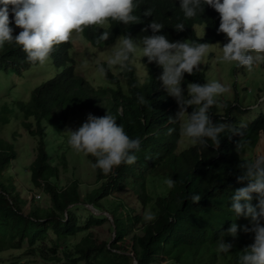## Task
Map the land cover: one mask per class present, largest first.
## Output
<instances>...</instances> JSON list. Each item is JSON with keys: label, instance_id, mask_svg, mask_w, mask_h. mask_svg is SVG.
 I'll list each match as a JSON object with an SVG mask.
<instances>
[{"label": "trees", "instance_id": "1", "mask_svg": "<svg viewBox=\"0 0 264 264\" xmlns=\"http://www.w3.org/2000/svg\"><path fill=\"white\" fill-rule=\"evenodd\" d=\"M149 7L153 16L146 17L143 13ZM134 14L138 23L112 21L85 28L80 34L87 49L111 46L120 36L134 39L145 29L151 36L148 25L154 20L164 25L158 34L169 41L207 43L214 45L211 51L227 42L225 34L217 33L219 14L208 6L185 19L179 0H142ZM178 22L185 24L183 31L175 29ZM11 26L13 36L22 30ZM105 31L108 38L100 40ZM74 39L56 46L44 65L29 62L14 42L0 48V264H24L18 256L14 262L1 260L11 251L24 252L41 264H237L254 234L225 235L232 223L251 227L250 219L231 211V196L247 186V181L237 179L241 166L264 151V107L249 120L244 105L252 104V99L240 101L243 92L235 81L234 101L223 96L221 105L216 100L208 111L213 127L225 126L219 142L203 137L205 143L193 144L186 138L190 146L181 150L185 137L181 102L164 89L162 68L146 57V78L140 79L132 62L128 70H121L122 82L104 63V87L94 91L78 73ZM184 77L185 83L210 82L202 64ZM260 87L254 91H263ZM185 108L190 116L196 106ZM108 113L130 138L141 140L139 151L130 153L137 159L105 175L94 167L97 158L86 155L97 187L82 194L78 179L68 183L61 178L75 151L68 143L70 133L89 115L99 118ZM22 130L34 141L32 152L19 150ZM21 153H33L35 158L15 173ZM167 178L174 187L166 185ZM36 191L48 197L49 206L36 198ZM196 195L199 201L193 199ZM147 212L155 216L153 221L144 219ZM106 225L113 234L111 241L101 240L95 231ZM221 238L232 245L229 253L217 251Z\"/></svg>", "mask_w": 264, "mask_h": 264}, {"label": "clouds", "instance_id": "2", "mask_svg": "<svg viewBox=\"0 0 264 264\" xmlns=\"http://www.w3.org/2000/svg\"><path fill=\"white\" fill-rule=\"evenodd\" d=\"M141 3L142 0H0V48L6 42H14L26 53L29 62L44 65L56 46L70 41L73 35L83 33L89 26L103 27L112 21L124 25L138 23L139 16L134 14V10ZM205 6L219 14L217 33L225 34L227 41L216 44L213 51L210 46L214 45L207 43L169 42L165 35L158 34L164 25L154 20L148 25L151 36H145L139 45L129 36L121 37L104 60L109 68L119 66L125 71L133 57L139 55L162 68V85L169 96L181 102L182 132L193 144L205 143L203 137L210 138L213 143L219 142L218 134L224 131L225 126L213 127L208 111L217 103L216 97L227 93L228 88L217 80L204 84L190 83L186 93L188 98L184 99L181 83L185 73L191 75L194 70L198 71L206 54L211 60H216L221 51L220 59L240 70L252 71L254 66L264 64V0H179L185 19L203 13ZM153 11L149 7L143 15L153 16ZM12 24L22 29L15 36ZM174 27L183 31L185 24L178 22ZM108 35L105 31L99 39L106 40ZM218 50V58L213 59ZM97 70L101 75L105 72L99 64ZM139 100L140 103L145 102L142 96ZM185 106H196V109L186 116ZM116 121V117L109 113L99 118L89 115L87 122L71 132L68 140L76 152L96 157L94 167L105 175L121 164H134L137 157L130 153L139 151L141 146V140L130 138ZM241 127L245 125L241 124ZM241 167L243 172L237 179L239 182L247 181V186L232 194L231 211L236 217L250 219L251 227L232 223L225 235L236 238L238 231L253 233V243L239 255L237 264H264V151ZM165 183L169 188L174 187L169 178ZM253 194H257L255 205L252 203ZM193 199L199 201L200 196ZM144 219L150 222L155 216L147 212ZM231 247L223 238L217 243V251L221 254L229 253Z\"/></svg>", "mask_w": 264, "mask_h": 264}, {"label": "rangeland", "instance_id": "3", "mask_svg": "<svg viewBox=\"0 0 264 264\" xmlns=\"http://www.w3.org/2000/svg\"><path fill=\"white\" fill-rule=\"evenodd\" d=\"M148 36L147 32L143 30L141 33H139L133 40L138 45L142 39ZM75 38L73 41V46L76 49V60L78 62V73L81 74V76L86 80V84L89 86L91 90L98 91V89L104 87L103 84V78H105L103 75H101L98 70V64L101 66L102 64L106 63L104 60L106 59L107 55L111 53V51L114 49L116 44L119 42L121 37L118 38L115 44L111 46H105L102 48L90 50L87 49L89 46L83 42V39L81 38V34H75L73 35ZM169 42H174L170 40ZM176 42V41H175ZM185 42V41H182ZM213 46H210V49H212ZM216 48V47H215ZM221 51V48H220ZM213 59L218 58L219 56V50L214 53ZM222 56V51L220 53V57ZM220 57L216 60L209 59V55L206 54L204 57V61L202 63L203 67L205 69L207 68L208 72V78L210 81L217 80L221 82L225 87L228 88V92L225 94H222L221 96L216 97V100L218 101V105H221L223 96L225 98H228L232 101L235 99V89L233 83L237 81L240 84L239 91L240 93L243 92L240 101L243 103L245 99H248L252 101V104L247 105L245 103L244 107L248 110V119L252 116H257L262 112L264 107V64H260L258 66H254L252 71L246 70H236L237 67H235L233 64H229L226 62H223ZM146 57H141L139 55H136L133 57V65L136 67V70L139 74L140 79L146 78L147 76V63L144 60ZM112 74L121 80L122 82L125 81L123 77V73L119 69V66H115L111 68ZM238 77V78H237ZM43 78V77H42ZM237 78V79H236ZM260 83V84H259ZM34 86L37 85V80H34L33 82ZM190 83H185V77L181 83L182 88V96L183 98L187 99V94L184 89V85H188ZM259 85L260 88H263V91H254V89H258ZM187 89V88H186ZM16 90L21 92V88L17 87ZM17 91V92H18ZM252 92V94H250ZM250 116V117H249ZM250 120V119H249ZM76 131V130H75ZM21 138L20 142L23 144L21 146V149L24 151H30L32 152L34 149V141L28 136V134L25 131H21ZM52 137V135H51ZM189 140L186 139V137H183L182 144H181V150L186 149L189 147ZM35 155L32 154H25L21 153L20 159L17 163H15V168L17 173L19 168L22 167H29L34 160ZM68 168L69 171L66 173L61 174V178L64 179L66 182L71 183L73 180L78 179L81 182V192L82 194L89 193L92 189H94L96 186L95 182V176L91 173L92 171V165L89 163V161L86 158V155L82 152H76L70 154L68 156ZM34 194L36 195V198L44 205L49 206L50 201L47 199L45 195L41 194L40 192L36 191ZM33 194V195H34ZM135 196V195H134ZM39 197V198H38ZM136 198L132 197V204L137 207ZM100 239L105 241H111V238L113 237L112 232L110 231L109 225H106L103 229H96L95 230ZM24 252H17V251H11L4 253L1 258L3 262H11L15 261L14 258L18 256L17 261H22L24 264H41L40 261H38L35 258L32 257H25L22 255ZM162 264H168L167 262H162Z\"/></svg>", "mask_w": 264, "mask_h": 264}, {"label": "built area", "instance_id": "4", "mask_svg": "<svg viewBox=\"0 0 264 264\" xmlns=\"http://www.w3.org/2000/svg\"><path fill=\"white\" fill-rule=\"evenodd\" d=\"M39 198V197H38Z\"/></svg>", "mask_w": 264, "mask_h": 264}]
</instances>
